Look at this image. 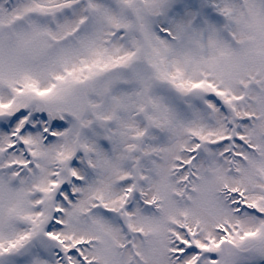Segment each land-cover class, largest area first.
Instances as JSON below:
<instances>
[{"label":"snow or ice","instance_id":"obj_1","mask_svg":"<svg viewBox=\"0 0 264 264\" xmlns=\"http://www.w3.org/2000/svg\"><path fill=\"white\" fill-rule=\"evenodd\" d=\"M0 264H264V0H0Z\"/></svg>","mask_w":264,"mask_h":264}]
</instances>
